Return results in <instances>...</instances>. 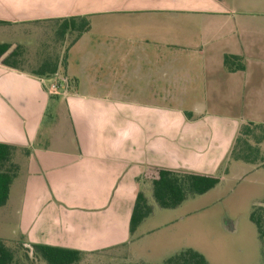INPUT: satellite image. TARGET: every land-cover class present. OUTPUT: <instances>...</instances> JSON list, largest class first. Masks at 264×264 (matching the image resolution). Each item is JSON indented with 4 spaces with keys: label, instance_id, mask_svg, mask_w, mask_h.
I'll list each match as a JSON object with an SVG mask.
<instances>
[{
    "label": "crops",
    "instance_id": "crops-1",
    "mask_svg": "<svg viewBox=\"0 0 264 264\" xmlns=\"http://www.w3.org/2000/svg\"><path fill=\"white\" fill-rule=\"evenodd\" d=\"M222 4L0 0V20L11 23L0 25V41L13 43L39 20L87 16L91 23L68 47L66 73L77 79L70 90L62 71L43 78L0 59V143L14 147L11 161L19 165L0 219L16 212L26 246L91 253L125 245L153 168L224 179L222 163L244 121L207 107L237 106L248 86L264 89V19L233 18ZM225 54L242 56L246 68L229 71ZM55 78L59 95L48 91ZM170 88L206 93L188 101L179 94L178 108L169 109L160 92ZM137 91L145 98L119 95Z\"/></svg>",
    "mask_w": 264,
    "mask_h": 264
},
{
    "label": "rangeland",
    "instance_id": "rangeland-1",
    "mask_svg": "<svg viewBox=\"0 0 264 264\" xmlns=\"http://www.w3.org/2000/svg\"><path fill=\"white\" fill-rule=\"evenodd\" d=\"M221 1L224 8L227 4V9H231L228 11L233 18L264 19V0ZM19 26L15 24V27ZM25 26V34H12L10 31L14 26L8 27L11 28L8 34L19 37L10 38L14 40V46L17 41L26 44L28 61L23 66L27 70L38 68L48 55L55 56L58 52L61 56L73 39L70 36L61 48L51 32L52 23H29ZM56 46L58 48L54 51ZM259 87L255 84L248 86L243 91L245 98L242 102L238 100L237 106L232 101L234 105L231 106L207 107L208 114L221 118L236 116L244 121L240 123L237 139L222 163L221 174H225L222 181L206 193L187 194L175 208L160 207L153 198L151 186L145 188V197L152 212L130 235L126 244L85 254L76 264H159L186 248L201 252L210 264H264L258 229L251 219L254 206L264 200V89L258 90ZM160 93L166 95L162 99H167L169 109H177V95L188 101L193 94L200 100L206 92H179L170 88ZM145 94L144 91L119 93L136 99H144ZM247 102L252 107H245ZM252 111V117H247L246 114ZM261 117L263 119H259ZM18 167L15 161L7 164V168L16 175ZM13 212H10L9 220L0 219V238L15 248L17 263L49 264L34 253L33 248L31 252L26 250V241L16 234V212Z\"/></svg>",
    "mask_w": 264,
    "mask_h": 264
},
{
    "label": "trees",
    "instance_id": "trees-1",
    "mask_svg": "<svg viewBox=\"0 0 264 264\" xmlns=\"http://www.w3.org/2000/svg\"><path fill=\"white\" fill-rule=\"evenodd\" d=\"M52 23L51 32L55 35V40L62 48L65 41L73 36L72 41L62 52L63 54L48 55L38 68L27 70L23 64L28 61V48L21 41L15 44L9 41H0V59L8 67L27 71L31 74L49 78L62 71L61 80L64 81L68 90L77 84L76 78H71L66 73L68 47L74 43L82 33L90 29L91 23L87 16H69L56 19L39 20L36 23ZM11 24L0 20V25ZM31 24V23H30ZM55 28V30L53 29ZM54 30V31H53ZM26 46V47H25ZM58 47L56 46L54 51ZM224 65L229 71L244 70L246 68L242 56L235 54H225ZM14 147L0 143V208L4 206L10 196L11 185L16 176L14 172L7 168V164L12 159ZM146 179L150 181L152 195L156 203L162 208H175L187 197V194H203L214 188L220 181V175H208L184 170H172L167 168L151 169ZM152 212V207L148 204L145 193L141 190L137 195L135 206L130 221V233H134L142 221ZM251 219L258 229L259 238L262 244L264 257V200L254 206ZM22 245H24L22 243ZM26 250L39 254L49 264H76L81 261L82 256L88 252L68 247L50 244H30L25 246ZM15 248L7 245L5 239L0 238V264H18ZM159 264H210L208 259L201 252L186 248L177 252Z\"/></svg>",
    "mask_w": 264,
    "mask_h": 264
},
{
    "label": "built area",
    "instance_id": "built-area-1",
    "mask_svg": "<svg viewBox=\"0 0 264 264\" xmlns=\"http://www.w3.org/2000/svg\"><path fill=\"white\" fill-rule=\"evenodd\" d=\"M48 91L52 95H59L62 93L61 89V80L59 78H55L49 85Z\"/></svg>",
    "mask_w": 264,
    "mask_h": 264
}]
</instances>
